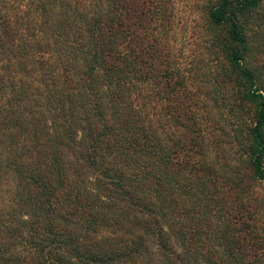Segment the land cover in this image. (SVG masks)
Returning a JSON list of instances; mask_svg holds the SVG:
<instances>
[{
    "label": "trees",
    "instance_id": "1",
    "mask_svg": "<svg viewBox=\"0 0 264 264\" xmlns=\"http://www.w3.org/2000/svg\"><path fill=\"white\" fill-rule=\"evenodd\" d=\"M0 264H264V0H0Z\"/></svg>",
    "mask_w": 264,
    "mask_h": 264
}]
</instances>
